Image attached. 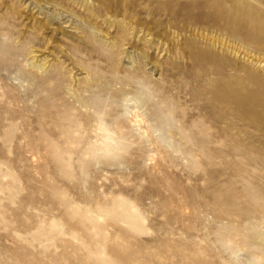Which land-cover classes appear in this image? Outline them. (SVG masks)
<instances>
[{"label": "rangeland", "instance_id": "374dc122", "mask_svg": "<svg viewBox=\"0 0 264 264\" xmlns=\"http://www.w3.org/2000/svg\"><path fill=\"white\" fill-rule=\"evenodd\" d=\"M0 264H264V0H0Z\"/></svg>", "mask_w": 264, "mask_h": 264}, {"label": "bare ground", "instance_id": "6f19581e", "mask_svg": "<svg viewBox=\"0 0 264 264\" xmlns=\"http://www.w3.org/2000/svg\"><path fill=\"white\" fill-rule=\"evenodd\" d=\"M246 101V100H245Z\"/></svg>", "mask_w": 264, "mask_h": 264}]
</instances>
